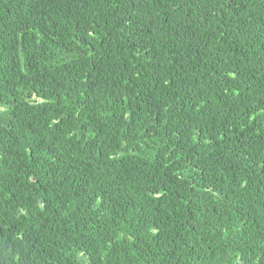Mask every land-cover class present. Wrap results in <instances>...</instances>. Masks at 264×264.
<instances>
[{"label": "trees", "instance_id": "trees-1", "mask_svg": "<svg viewBox=\"0 0 264 264\" xmlns=\"http://www.w3.org/2000/svg\"><path fill=\"white\" fill-rule=\"evenodd\" d=\"M0 264H264V0H0Z\"/></svg>", "mask_w": 264, "mask_h": 264}]
</instances>
